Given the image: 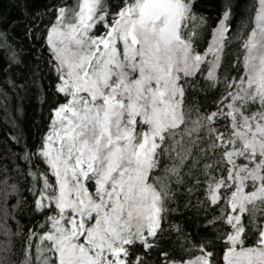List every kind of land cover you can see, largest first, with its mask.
<instances>
[{
	"label": "snow or ice",
	"instance_id": "obj_1",
	"mask_svg": "<svg viewBox=\"0 0 264 264\" xmlns=\"http://www.w3.org/2000/svg\"><path fill=\"white\" fill-rule=\"evenodd\" d=\"M196 2L59 0L44 13L56 103L23 157L43 221L28 230L23 264H148L186 183H202L219 209L222 264H264V0L235 36L232 0L214 27ZM17 4L35 38L40 10ZM233 39L240 51L226 64ZM199 251L179 264H214Z\"/></svg>",
	"mask_w": 264,
	"mask_h": 264
},
{
	"label": "trees",
	"instance_id": "obj_2",
	"mask_svg": "<svg viewBox=\"0 0 264 264\" xmlns=\"http://www.w3.org/2000/svg\"><path fill=\"white\" fill-rule=\"evenodd\" d=\"M59 0H29V10H40L41 31H30L28 15L17 0H0V27L6 38L0 44V264H23L24 243L29 228L42 223L41 215L33 211V180L27 175L34 170L33 162L24 161L25 151H34L44 135L49 110L56 103L55 75L47 63L48 54L43 41V23L51 17L44 15L49 6ZM71 2V0H69ZM256 0H232L233 14L229 20L231 35L248 23ZM224 8V0H197L196 10L214 27ZM211 37L207 32L201 41L205 45ZM238 40L226 47V64L239 54ZM228 74L237 73L228 68ZM200 92L194 97L203 110L209 101ZM33 161L35 158L33 157ZM7 183H4V181ZM163 222L164 232L159 246L153 250L148 264H159L160 251H166L179 263L200 256L199 249L213 251L214 264H222V251L217 237L219 226L210 220L219 212L207 202V190L202 183H186L176 189Z\"/></svg>",
	"mask_w": 264,
	"mask_h": 264
},
{
	"label": "rangeland",
	"instance_id": "obj_3",
	"mask_svg": "<svg viewBox=\"0 0 264 264\" xmlns=\"http://www.w3.org/2000/svg\"><path fill=\"white\" fill-rule=\"evenodd\" d=\"M176 264H179V263H176Z\"/></svg>",
	"mask_w": 264,
	"mask_h": 264
}]
</instances>
